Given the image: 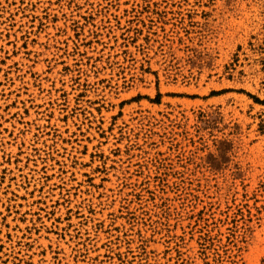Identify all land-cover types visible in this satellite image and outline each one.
Returning a JSON list of instances; mask_svg holds the SVG:
<instances>
[{"label": "rangeland", "instance_id": "obj_1", "mask_svg": "<svg viewBox=\"0 0 264 264\" xmlns=\"http://www.w3.org/2000/svg\"><path fill=\"white\" fill-rule=\"evenodd\" d=\"M0 264H264V0H0Z\"/></svg>", "mask_w": 264, "mask_h": 264}]
</instances>
